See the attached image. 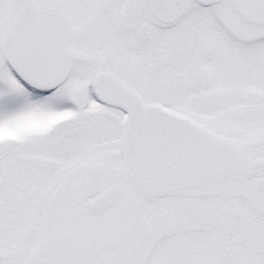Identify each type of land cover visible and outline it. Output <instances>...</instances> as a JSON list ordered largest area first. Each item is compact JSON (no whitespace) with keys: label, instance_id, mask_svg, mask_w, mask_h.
Listing matches in <instances>:
<instances>
[{"label":"snow or ice","instance_id":"1","mask_svg":"<svg viewBox=\"0 0 264 264\" xmlns=\"http://www.w3.org/2000/svg\"><path fill=\"white\" fill-rule=\"evenodd\" d=\"M0 264H264V0H0Z\"/></svg>","mask_w":264,"mask_h":264}]
</instances>
